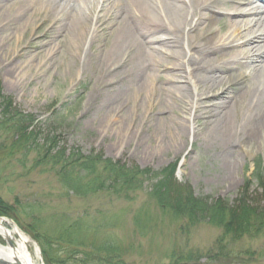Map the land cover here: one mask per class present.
<instances>
[{"label": "rangeland", "instance_id": "rangeland-1", "mask_svg": "<svg viewBox=\"0 0 264 264\" xmlns=\"http://www.w3.org/2000/svg\"><path fill=\"white\" fill-rule=\"evenodd\" d=\"M95 2L98 9L92 6L84 37L74 38L59 36L64 33L60 32V20L46 7L20 15L22 0H0V84L4 92L24 111L43 122L51 120L64 135L63 142L70 145L143 168L176 164V180L190 185L200 196L233 201L247 185L249 198L264 203V162L260 181L253 176L257 163L264 159V116L251 131L243 128L230 144L212 142V133L203 124L207 119L203 111L224 92L240 102L241 116L248 79L234 83L227 76L223 89L215 94L181 99V34L176 44L164 46L162 40L150 43L157 49L153 50L156 59L144 80L131 77L130 69L114 77L115 69H106L103 60L116 26L109 16L104 17L109 15L102 10L104 0ZM110 4L105 7L111 9ZM230 4L218 7L228 11ZM224 18H214L219 37L227 25ZM163 33L157 30L147 33L146 38H159ZM195 107L201 112L196 113L199 109ZM185 121L189 129L181 135ZM6 163L0 164L3 202L15 206L19 200L23 205L40 207L35 221L42 231L81 221L92 230L83 233L87 240L97 232L98 239L109 237L119 244L123 264H264V233L239 239L230 235L221 243L222 228L207 222L189 225L185 219L174 220L144 193L134 200L102 194L79 197L66 194L51 173H40L30 164L25 168ZM4 218L11 223L6 224L8 228L16 226L25 235L23 227L29 229L34 220L26 216L20 226ZM27 236L35 264H47L40 244ZM0 243L11 247L5 237L0 236ZM81 258L67 264H80Z\"/></svg>", "mask_w": 264, "mask_h": 264}, {"label": "bare ground", "instance_id": "bare-ground-1", "mask_svg": "<svg viewBox=\"0 0 264 264\" xmlns=\"http://www.w3.org/2000/svg\"><path fill=\"white\" fill-rule=\"evenodd\" d=\"M93 1L22 0L17 14L46 7L60 20V32L64 33L59 36L84 37V28L92 19V6L98 9ZM259 1L264 4V0H104L102 10L109 14L104 17L109 16L116 26L113 43L103 60L105 67L115 69L114 77L130 69L131 77L144 80L156 59L153 50L157 49L150 43L162 40L164 46L176 44L181 34V99L215 94L223 89L227 76L234 83L248 79L241 116L240 102L228 92L203 111L207 116L203 124L212 133L211 141L230 144L243 128L251 131L264 116V6L257 4ZM107 2L111 9L105 7ZM220 3H231L229 10L218 7ZM217 15L227 20L220 37L215 31ZM157 30L164 32L159 38H146L147 33ZM198 107L196 113L201 112ZM188 124L182 123L181 135L187 133ZM7 223L11 224L0 218V236L14 240L16 245L5 247L0 243V258L35 264L27 247L29 238L16 226L8 228Z\"/></svg>", "mask_w": 264, "mask_h": 264}, {"label": "trees", "instance_id": "trees-1", "mask_svg": "<svg viewBox=\"0 0 264 264\" xmlns=\"http://www.w3.org/2000/svg\"><path fill=\"white\" fill-rule=\"evenodd\" d=\"M51 123L17 106L0 84V164L6 160V166L15 162L27 168L30 164L31 169L40 173L53 174L66 194L79 197L102 194L134 200L144 193L156 208L174 220L182 218L189 225L207 222L222 228L221 243L230 235L239 239L264 233V203L249 198L247 185L233 201L196 195L190 185L176 180V164L160 169L143 168L106 157L100 151L89 152L63 142L64 135ZM263 162L264 159L257 163L253 173L259 181ZM16 204L0 199V216L11 218L20 226L22 218L34 219L31 229H23L40 244L47 264H67L81 257L80 264H123L119 244L109 237L98 239L97 232L95 239L87 240L83 233L90 229L81 221L61 223L42 231L35 221L40 207L23 205L19 200Z\"/></svg>", "mask_w": 264, "mask_h": 264}, {"label": "water", "instance_id": "water-1", "mask_svg": "<svg viewBox=\"0 0 264 264\" xmlns=\"http://www.w3.org/2000/svg\"><path fill=\"white\" fill-rule=\"evenodd\" d=\"M1 219H3L2 217H0ZM8 243L10 246H12L13 244H11L10 239H7ZM0 264H22L21 262H19L18 260L14 261V263H11L3 258H0Z\"/></svg>", "mask_w": 264, "mask_h": 264}]
</instances>
